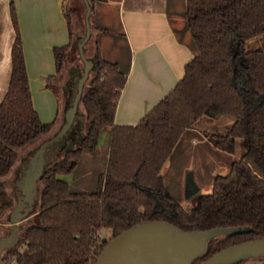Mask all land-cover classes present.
I'll use <instances>...</instances> for the list:
<instances>
[{
	"label": "trees",
	"instance_id": "obj_1",
	"mask_svg": "<svg viewBox=\"0 0 264 264\" xmlns=\"http://www.w3.org/2000/svg\"><path fill=\"white\" fill-rule=\"evenodd\" d=\"M11 14L15 23L13 7ZM64 14L71 34L76 20L65 3ZM181 16L183 25L173 30L180 40L189 32L194 55L174 88L135 125L114 124L127 69L102 57L95 43L80 99L86 129L76 145L43 169L37 181L38 209L32 223L21 229L17 244L6 250L3 264H94L110 238L146 220H166L183 230L235 226L241 231L233 237L264 238V44L246 49L248 39L264 35V0H185ZM71 43L53 48L57 73ZM11 61L0 102V214L15 202L7 195L3 177L18 162L21 150L58 131L82 72L73 71L64 87L65 108L57 126V118L43 121L33 105L18 31ZM222 115L234 120L225 134H209L214 147L233 152L241 139L246 150L230 162L226 174L214 176L209 193L199 194L186 209L167 189L161 170L199 118ZM107 129L111 136L106 168L97 186L92 191L74 188L62 176L74 171L84 152L96 151ZM103 229L111 232L107 240L99 236Z\"/></svg>",
	"mask_w": 264,
	"mask_h": 264
},
{
	"label": "crops",
	"instance_id": "obj_2",
	"mask_svg": "<svg viewBox=\"0 0 264 264\" xmlns=\"http://www.w3.org/2000/svg\"><path fill=\"white\" fill-rule=\"evenodd\" d=\"M67 1L71 9V2ZM64 3L65 0H0V102L8 87L11 50L18 31L33 105L43 121L57 118V126L62 122L61 112L65 108L64 87L72 72L78 71L76 63L66 64L77 48L76 36H80L76 31L77 18L70 34ZM184 8L183 0L93 1V42L98 43L102 57V46L105 43L108 48V37H120L125 45L123 68L127 69V79L116 105L114 124H137L182 78L185 64L194 55L188 44L189 32L180 40L173 30L183 25ZM94 19L109 31L96 28ZM114 20L116 25L112 23ZM112 26H117V33ZM70 41L62 70L57 73L53 48Z\"/></svg>",
	"mask_w": 264,
	"mask_h": 264
},
{
	"label": "rangeland",
	"instance_id": "obj_3",
	"mask_svg": "<svg viewBox=\"0 0 264 264\" xmlns=\"http://www.w3.org/2000/svg\"><path fill=\"white\" fill-rule=\"evenodd\" d=\"M65 1L68 5V1ZM69 1L71 2V10L74 9L73 13L75 18H77L76 31L82 35L85 30V5L82 0ZM183 1L185 6V0ZM89 17L90 21H92V14H90ZM95 23L96 20L94 19V24ZM112 23L116 25L115 20ZM112 27L114 28L113 31L117 33V26ZM93 41L94 38L92 31L90 38L84 46V52L90 59L93 58L92 55L95 50V44ZM262 43L264 44V35H256L246 41V49H252ZM102 47L104 57L112 60H120V67L123 68V64L126 62L125 45L123 40L120 37H117V39L108 37V48L105 46V43ZM75 63L78 70H81L83 62L79 57L77 48H75L70 55L66 66ZM65 73H67V70ZM233 120L234 118L230 115H222L217 119H210L202 116L190 129H187L183 133L172 156L165 162L161 170L164 183L169 192L179 200L184 208H191L196 203L199 194L209 193L212 189L214 176L217 174H226L230 169V162L235 158L241 157L245 152L246 146L241 139H239V143L233 152H227L214 147L211 136H209L210 133L225 134L229 130V126ZM85 129L86 120L82 106L79 104L75 113L74 121L67 133L58 137L55 136L56 133L44 134L38 140L21 150L18 162L14 165L12 170L3 177L8 197L15 201V193L18 191L16 185L23 175L25 163L38 148L43 147L46 152L49 153H41L39 157L42 169L47 168L49 164L57 161L61 152L76 145L78 137L84 133ZM110 136V129L105 130L101 134L96 151L94 153L84 152L82 161L77 165L73 172L62 176L63 179L72 184L74 188L85 189L86 191L94 190L97 186L99 174L104 172L106 168ZM190 174H192L196 184L199 186V190L196 193H192L190 189ZM38 193L37 189L36 197L33 201L28 202L24 208L27 216L19 221L18 227L20 230L32 223L31 220L33 219V214L39 206ZM9 231V208H7L0 214V235L8 234ZM99 236L100 238L107 240L110 238L111 232L108 229H103L99 233Z\"/></svg>",
	"mask_w": 264,
	"mask_h": 264
},
{
	"label": "water",
	"instance_id": "obj_4",
	"mask_svg": "<svg viewBox=\"0 0 264 264\" xmlns=\"http://www.w3.org/2000/svg\"><path fill=\"white\" fill-rule=\"evenodd\" d=\"M82 1L85 5V30L77 38L76 45L83 67L81 75L74 82L75 93L71 104L64 112V120L55 134L56 137L67 133L73 123L84 84L93 65L92 59L84 52L85 43L92 31L89 17L92 11L91 4L89 0ZM71 95L72 90L69 96ZM45 152V148L40 147L28 158L23 175L17 182L18 191L15 202L9 211L10 231L8 234L0 235V264H3V252L13 247L19 240L18 223L27 214L24 209L27 203L36 197L37 181L43 171L39 157ZM46 154L49 153L46 152ZM189 184L192 193L199 190L192 174L189 177ZM240 231L241 229L235 226L183 230L166 220L141 221L110 238L101 249L94 264H190L194 258L203 253L209 239ZM249 256H264V238L246 240L228 246L201 264H228Z\"/></svg>",
	"mask_w": 264,
	"mask_h": 264
},
{
	"label": "flooded vegetation",
	"instance_id": "obj_5",
	"mask_svg": "<svg viewBox=\"0 0 264 264\" xmlns=\"http://www.w3.org/2000/svg\"><path fill=\"white\" fill-rule=\"evenodd\" d=\"M246 240H249V239L242 238V237H233L232 235L222 234V235L215 236L207 241V244H206V247L203 253L197 256L196 258H194L190 264H201L202 262H204L206 259L211 257L213 254L217 253L218 251H221L227 248L228 246H231V245H234L236 243L243 242ZM6 250L3 252V255L6 252ZM228 264H264V256L244 257L236 261L230 262Z\"/></svg>",
	"mask_w": 264,
	"mask_h": 264
}]
</instances>
